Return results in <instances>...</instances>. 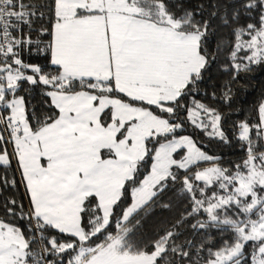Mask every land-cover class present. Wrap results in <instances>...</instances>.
Returning <instances> with one entry per match:
<instances>
[{
    "label": "snow or ice",
    "instance_id": "6c2138e0",
    "mask_svg": "<svg viewBox=\"0 0 264 264\" xmlns=\"http://www.w3.org/2000/svg\"><path fill=\"white\" fill-rule=\"evenodd\" d=\"M264 0H0V264H264Z\"/></svg>",
    "mask_w": 264,
    "mask_h": 264
},
{
    "label": "trees",
    "instance_id": "16d2710c",
    "mask_svg": "<svg viewBox=\"0 0 264 264\" xmlns=\"http://www.w3.org/2000/svg\"><path fill=\"white\" fill-rule=\"evenodd\" d=\"M262 82H264V75L258 74L256 79L253 81V85L258 92V89L262 86Z\"/></svg>",
    "mask_w": 264,
    "mask_h": 264
}]
</instances>
